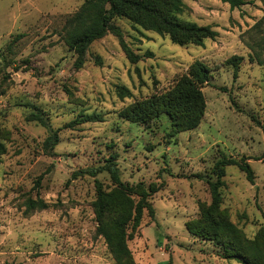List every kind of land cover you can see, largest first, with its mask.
I'll list each match as a JSON object with an SVG mask.
<instances>
[{"label":"rangeland","instance_id":"374dc122","mask_svg":"<svg viewBox=\"0 0 264 264\" xmlns=\"http://www.w3.org/2000/svg\"><path fill=\"white\" fill-rule=\"evenodd\" d=\"M84 0H0V264H117L97 231L96 179L113 188L106 171L73 175L117 155L121 179L161 184L128 245L136 264H243L225 258L213 240L193 235L188 220L212 203L209 181L224 155L245 157L254 181L238 165L224 167L216 214L234 222L248 238L264 228V0L232 8L223 0H184L181 17L218 31L203 45L173 43L168 35L121 17L124 38L137 53L132 63L109 32L93 41L86 61L65 40L69 18ZM102 63L97 64L93 55ZM243 56L237 76L227 62ZM254 58V59H252ZM212 68L203 87L206 110L200 124L171 135L163 115L141 124L119 115L134 102L169 88L195 60ZM125 85L132 96H120ZM37 109L50 126L26 115ZM97 112L102 121L72 122ZM257 118L255 119L254 118ZM72 122V123H71ZM50 129L59 142L44 148ZM28 198L45 200L28 209Z\"/></svg>","mask_w":264,"mask_h":264},{"label":"trees","instance_id":"16d2710c","mask_svg":"<svg viewBox=\"0 0 264 264\" xmlns=\"http://www.w3.org/2000/svg\"><path fill=\"white\" fill-rule=\"evenodd\" d=\"M230 7L238 8L248 0H223ZM186 8L184 0H84L78 10L69 18L65 40L69 49L77 54L75 67L80 68L86 61V54L93 41L111 32L119 38V43L127 58L136 63L144 57L152 56L149 50L144 53L135 52L124 38L117 18H127L135 29L141 27L168 35L173 43L203 45L208 38L214 39L218 31L210 25H201L181 17ZM264 47V39L262 41ZM97 64L102 63L100 55H93ZM243 56L232 55L227 59L237 76L239 64ZM254 59V58H252ZM261 63L264 60L258 58ZM212 68L202 60H195L188 70L178 77L168 89L137 99L123 107L119 115L131 122L149 124L165 115L171 124V135L196 128L206 110V98L203 87L211 83ZM120 96H132V91L125 85H118ZM29 120H36L50 126L48 117L41 109L26 115ZM255 118V116H254ZM103 115L97 112L80 114L72 122L102 121ZM257 119V118H255ZM71 122V123H72ZM264 131V121L260 122ZM57 130L50 129L44 140V148L53 153L59 142ZM7 148L0 141V155ZM117 155L112 153L105 163L97 167H87L73 173L96 176L102 171L110 174L113 188L107 189L103 182L96 179V199L94 211L97 220V231L104 237L112 257L117 264H136L128 240L137 232L144 211L155 216V208L150 200L161 184L140 181L134 184L121 179L117 165ZM235 164L246 173L249 181H254V170L248 160L236 159L224 155L214 166L216 180L209 181L212 203L201 205V215L186 222L187 229L196 236L213 240L222 248L225 258H236L243 264H264V228L254 238H248L243 231L227 217L216 214L221 202L220 187L224 185V167ZM49 204L41 199L28 198V209H44Z\"/></svg>","mask_w":264,"mask_h":264}]
</instances>
